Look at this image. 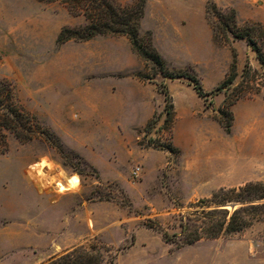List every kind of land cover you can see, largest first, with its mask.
Returning <instances> with one entry per match:
<instances>
[{
	"label": "rangeland",
	"instance_id": "rangeland-1",
	"mask_svg": "<svg viewBox=\"0 0 264 264\" xmlns=\"http://www.w3.org/2000/svg\"><path fill=\"white\" fill-rule=\"evenodd\" d=\"M143 2L138 38L172 77L155 74L124 35L58 44L62 27L87 23L59 2L0 0V83L39 125L28 141L7 133L0 150V256L9 264H43L79 245L100 264H264V221L178 249L173 235L192 224L197 200L264 182V87L230 106L228 132L214 119L245 65L264 68L244 39L227 33L221 44L213 32L215 9H232L238 27L264 24V0ZM233 60L236 78L217 92Z\"/></svg>",
	"mask_w": 264,
	"mask_h": 264
},
{
	"label": "trees",
	"instance_id": "trees-1",
	"mask_svg": "<svg viewBox=\"0 0 264 264\" xmlns=\"http://www.w3.org/2000/svg\"><path fill=\"white\" fill-rule=\"evenodd\" d=\"M42 2H59L73 16H83L87 23L79 28L62 27L56 42L65 43L69 40L76 42L88 41L98 35H124L128 38L132 50L146 63L155 74L172 77L164 71L160 55L141 44L138 38V23L143 15V0H136L130 5L122 4L118 0H38ZM215 23L213 26L215 41L227 44L230 33L234 38L244 39L255 52V56L264 68V24L246 23L242 27L236 25L235 12L213 11ZM235 57V54L233 55ZM236 65L233 60L222 83L216 87L220 92L228 87L236 78ZM197 95L204 97L197 79L189 77ZM264 87V74L252 69L246 64L241 81L229 92L214 119L228 132L232 125L233 115L230 106L241 98L258 93ZM166 121H170L173 103L167 88L164 86ZM39 128L35 117L26 113L15 101L13 90L9 82L0 83V150L6 148V135L12 134L20 141H28L35 137ZM43 132V131H41ZM172 151V148H167ZM228 204L237 205L231 211ZM192 224L180 222V233L173 234L180 237L176 248L190 245L202 238H217L223 234L242 231L254 221H264V182L248 181L238 187L220 188L210 197L201 198L193 205ZM147 228L155 229L146 224ZM158 229L159 226H158ZM165 242L171 241V235L159 230ZM94 250L95 247H90ZM99 252L91 256L84 245L75 246L66 252L52 257L43 264H100Z\"/></svg>",
	"mask_w": 264,
	"mask_h": 264
},
{
	"label": "crops",
	"instance_id": "crops-1",
	"mask_svg": "<svg viewBox=\"0 0 264 264\" xmlns=\"http://www.w3.org/2000/svg\"><path fill=\"white\" fill-rule=\"evenodd\" d=\"M3 232H5V230H2L1 228H0V234L1 235H3L4 233ZM22 232H20V233H18L17 234V232H15V237L17 238V235L19 236L20 234H21ZM1 239V238H0ZM199 241V240H198ZM198 241H196V242H198ZM196 242H194V243H196ZM191 245V244H190ZM187 246H189V245H187ZM17 249V248H16ZM12 251H14V249H12ZM10 252V251H9ZM7 253V252H6ZM7 255H5V254H2L1 256H0V264H9L8 263V261H6L7 260Z\"/></svg>",
	"mask_w": 264,
	"mask_h": 264
},
{
	"label": "bare ground",
	"instance_id": "bare-ground-1",
	"mask_svg": "<svg viewBox=\"0 0 264 264\" xmlns=\"http://www.w3.org/2000/svg\"><path fill=\"white\" fill-rule=\"evenodd\" d=\"M66 185L69 186L70 188H74L75 189L76 187H78V180L70 178V177H67L66 178Z\"/></svg>",
	"mask_w": 264,
	"mask_h": 264
},
{
	"label": "water",
	"instance_id": "water-1",
	"mask_svg": "<svg viewBox=\"0 0 264 264\" xmlns=\"http://www.w3.org/2000/svg\"><path fill=\"white\" fill-rule=\"evenodd\" d=\"M228 206H230L231 208H235V204H228Z\"/></svg>",
	"mask_w": 264,
	"mask_h": 264
}]
</instances>
